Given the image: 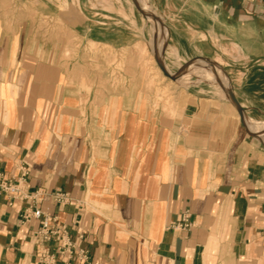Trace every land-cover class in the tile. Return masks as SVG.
<instances>
[{
	"label": "crops",
	"instance_id": "1",
	"mask_svg": "<svg viewBox=\"0 0 264 264\" xmlns=\"http://www.w3.org/2000/svg\"><path fill=\"white\" fill-rule=\"evenodd\" d=\"M65 1L0 0V172L25 187L0 192V264H264V142L226 93L264 141V0H143L166 67L209 66L176 80L142 75L134 0ZM35 208L87 258L38 242Z\"/></svg>",
	"mask_w": 264,
	"mask_h": 264
},
{
	"label": "built area",
	"instance_id": "2",
	"mask_svg": "<svg viewBox=\"0 0 264 264\" xmlns=\"http://www.w3.org/2000/svg\"><path fill=\"white\" fill-rule=\"evenodd\" d=\"M23 179L14 180L7 178L4 173L0 172V192L9 195L12 199L22 196L24 192ZM55 200L58 202H68L71 197L67 192H58L55 194ZM25 220L36 218L41 222L40 228L35 232L34 236L40 243L54 241L57 244L59 253L68 258H72L75 254L81 258H87L88 252L82 248H78L76 243L71 239L65 224H60L57 218L46 213L40 208H35L31 212H26ZM192 226L190 221V211L185 210L181 219L175 223V227L186 230ZM82 237V234H80ZM54 254L45 253L41 257V264H51L54 260Z\"/></svg>",
	"mask_w": 264,
	"mask_h": 264
},
{
	"label": "rangeland",
	"instance_id": "3",
	"mask_svg": "<svg viewBox=\"0 0 264 264\" xmlns=\"http://www.w3.org/2000/svg\"><path fill=\"white\" fill-rule=\"evenodd\" d=\"M63 2V4L61 5V8L64 9L66 8V1L65 0H61ZM105 1H112V0H105ZM146 1V0H144ZM143 0H139V2L141 3V5L143 6L144 9H146L147 11H150L149 6L147 5L146 2H144ZM150 22L153 24V30H154V36L153 39L145 42L142 44L140 51H141V62H142V75L143 76H160L162 78H164V74L160 71H157V73H154V69L152 68V66H155V55L157 53V51H160V48L162 47V42H161V28H160V23L159 20H154L152 17H148ZM164 46V45H163ZM199 58L194 59V61L190 64V66L188 67V69L184 72L183 76H190V74L192 72H190V69L192 67H194L196 65V63L200 64V78H208V76H206V72L205 69L209 66H205L204 64H201L200 61L196 62ZM201 59V58H200ZM185 61L181 66H183L185 63L189 62ZM177 64H180L179 62ZM169 71L170 69L167 68ZM156 72V71H155ZM171 72V71H170ZM214 72L219 73V71H217V69H214ZM166 78H168L166 76ZM214 78V77H212ZM230 88V82H229V86L227 87ZM252 122V126H254L256 129H258L259 131H263L264 132V126L262 127V125L260 126L261 128H258L257 125L263 124L264 125V121L262 120H257L254 118H249ZM256 123V125L254 123ZM257 133L252 134L254 137L257 138L256 136Z\"/></svg>",
	"mask_w": 264,
	"mask_h": 264
},
{
	"label": "water",
	"instance_id": "4",
	"mask_svg": "<svg viewBox=\"0 0 264 264\" xmlns=\"http://www.w3.org/2000/svg\"><path fill=\"white\" fill-rule=\"evenodd\" d=\"M136 5L138 6V8L140 9V11L146 16V17H152L154 20H159L160 19L158 18V16H156L155 14L145 10L143 8V6L141 5V3L139 2V0H134ZM164 50V47L162 49V52ZM162 52L161 54H159V52L157 51L156 55H155V58H156V61H157V64L158 66L160 67V69L163 71L164 75L173 79V80H176L178 79L179 77H181L184 72L188 69V67L190 66V64L194 61V60H190L189 62L185 63L183 66H181V68L173 73V72H170L167 67H166V64L164 62V59L162 58ZM202 60H206L208 63H211V64H216L215 61L209 59V58H201ZM224 71V70H223ZM224 73L226 74V72L224 71ZM226 93L228 94L229 98L232 100V102L234 103V105L236 106L239 114H240V118H241V121L243 123V125L245 126V128L248 130V132H250L251 134H254V132H251L246 124V117H245V113H244V108L242 107V105L240 104V102L238 101V99L236 98L235 94H234V91L229 88L228 90H226ZM257 138L259 140H261L262 142H264L257 134H256Z\"/></svg>",
	"mask_w": 264,
	"mask_h": 264
},
{
	"label": "bare ground",
	"instance_id": "5",
	"mask_svg": "<svg viewBox=\"0 0 264 264\" xmlns=\"http://www.w3.org/2000/svg\"><path fill=\"white\" fill-rule=\"evenodd\" d=\"M158 18H159V16H158ZM159 23H160L161 35H162L161 21H159ZM161 37H162V36H161ZM161 42H162V47L160 48L159 54H161L162 49H163V37L161 38ZM212 74H213V73H212ZM212 74H211V75H212ZM216 76H217V75H216ZM222 84H224V83H222ZM246 122H247V120H246ZM260 126H261V125H257L258 128H261ZM262 127H263V126H262Z\"/></svg>",
	"mask_w": 264,
	"mask_h": 264
}]
</instances>
